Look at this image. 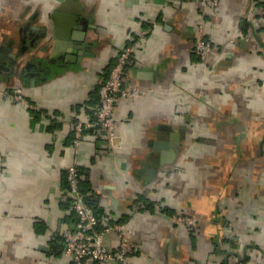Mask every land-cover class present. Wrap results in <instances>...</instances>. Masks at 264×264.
Segmentation results:
<instances>
[{
  "label": "crops",
  "instance_id": "0c3cea01",
  "mask_svg": "<svg viewBox=\"0 0 264 264\" xmlns=\"http://www.w3.org/2000/svg\"><path fill=\"white\" fill-rule=\"evenodd\" d=\"M138 38L126 73L144 93L119 98L114 136L86 125L77 145ZM263 82L264 0H0V264H74L71 164L102 229L137 248L107 264H264Z\"/></svg>",
  "mask_w": 264,
  "mask_h": 264
},
{
  "label": "built area",
  "instance_id": "2783aa9c",
  "mask_svg": "<svg viewBox=\"0 0 264 264\" xmlns=\"http://www.w3.org/2000/svg\"><path fill=\"white\" fill-rule=\"evenodd\" d=\"M201 9L206 11L216 8L220 0H199ZM144 44V38H138L132 43L122 46L119 50L117 61L109 77L102 83L99 94L100 100L94 109L93 116L88 121L77 120L74 123L75 143L81 144L84 138L86 125L102 127L109 137L115 135L119 126L116 115V104L119 98H135L144 93V89L130 81L126 68L131 57ZM197 51L203 53L212 47L211 40L206 32L201 29V36L196 43ZM21 92V89H17ZM69 194L72 207L78 220L75 226L65 233V253L75 264H107L108 262H127L130 255L137 251L131 240L130 233L123 223H116L104 229H99V217L94 208L88 204L81 188L80 169L76 164L68 167ZM173 220L189 228L199 225L197 217L192 215L173 214ZM117 231L120 236V245L116 248L109 247L104 242V235L108 231Z\"/></svg>",
  "mask_w": 264,
  "mask_h": 264
},
{
  "label": "trees",
  "instance_id": "16d2710c",
  "mask_svg": "<svg viewBox=\"0 0 264 264\" xmlns=\"http://www.w3.org/2000/svg\"><path fill=\"white\" fill-rule=\"evenodd\" d=\"M133 57V56H132ZM132 57H131V59H132ZM117 61V60H116ZM116 61H115V63H116ZM115 63L113 64V66L115 65ZM128 65L129 64H127V67H128ZM113 66L109 69V71L107 72V74L105 75V77L103 78V81H102V83L109 77V74H110V72H111V70H112V68H113ZM102 83H101V85H102ZM101 85H100V87H101ZM100 87L98 88L99 90H100ZM99 100H100V94H98V96H97V98H96V100L94 101V103H99ZM96 105V104H95ZM74 138H75V134H74ZM80 169V168H79ZM80 174H81V169H80ZM66 182H67V187H69V181H68V169H67V172H66ZM81 188H82V186H81ZM82 191H83V193L85 194V191L82 189ZM86 200H87V202H88V204H90L93 208H94V210H95V212H96V214L98 215V217H99V214H98V212H97V209H96V207L92 204V203H90L89 201H88V199H87V197H86ZM100 218V217H99ZM78 220V218L76 219V221ZM98 228L99 229H101L102 230V227L99 225L98 226ZM74 262V261H73ZM74 264H75V262H74Z\"/></svg>",
  "mask_w": 264,
  "mask_h": 264
},
{
  "label": "rangeland",
  "instance_id": "374dc122",
  "mask_svg": "<svg viewBox=\"0 0 264 264\" xmlns=\"http://www.w3.org/2000/svg\"><path fill=\"white\" fill-rule=\"evenodd\" d=\"M263 85H264V82H263ZM175 214H177L178 216L180 215V214H182V215H185V214H188V215H191V214H189V213H186V212H182V213H180V212H177V213H175ZM192 216H194V215H192ZM173 219V218H172ZM199 220V219H198ZM174 221V220H173ZM181 224V223H180ZM199 224V223H198Z\"/></svg>",
  "mask_w": 264,
  "mask_h": 264
},
{
  "label": "water",
  "instance_id": "95a60500",
  "mask_svg": "<svg viewBox=\"0 0 264 264\" xmlns=\"http://www.w3.org/2000/svg\"><path fill=\"white\" fill-rule=\"evenodd\" d=\"M78 35H79V34H78L76 31H75L74 34H73V36H74L75 39L81 38V37H79Z\"/></svg>",
  "mask_w": 264,
  "mask_h": 264
}]
</instances>
